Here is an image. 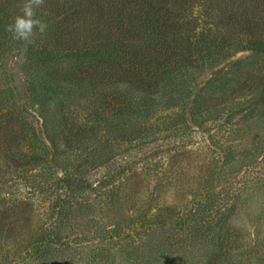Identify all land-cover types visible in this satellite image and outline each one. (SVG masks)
<instances>
[{"label": "trees", "instance_id": "trees-1", "mask_svg": "<svg viewBox=\"0 0 264 264\" xmlns=\"http://www.w3.org/2000/svg\"><path fill=\"white\" fill-rule=\"evenodd\" d=\"M22 2L0 0V253L13 246L20 256L9 264H57L53 249L68 246L73 229L63 223L89 211L81 192L129 217L104 233L120 235L118 248L104 242L83 264H169V206L138 219L124 207L164 196L174 160L194 146L205 151L200 186L180 216L199 247L195 264H244L228 216L194 219L216 172L264 171L256 144L249 162L236 159L264 122V0H45L37 16L47 29L31 42L6 30ZM108 125L134 137L137 160L108 148ZM34 201L45 208L31 226L17 213Z\"/></svg>", "mask_w": 264, "mask_h": 264}, {"label": "rangeland", "instance_id": "rangeland-1", "mask_svg": "<svg viewBox=\"0 0 264 264\" xmlns=\"http://www.w3.org/2000/svg\"><path fill=\"white\" fill-rule=\"evenodd\" d=\"M241 56L242 55H239L236 58H240ZM112 127V125L105 127L106 136L104 140L108 143V148L112 146L113 148L123 149L125 147L124 150L126 153H123V155L128 154L134 161L137 160L140 157L137 147L135 148L129 145L133 144L134 137H128L126 133L122 131L116 132ZM254 133L255 136L252 140H243L239 145L238 148L240 152H242L241 156L236 157L239 150H233L234 152L230 156L233 160L236 157L238 160L241 159L238 162H244L245 164L251 160V156L245 152L246 148H249L252 144H256L260 147V151L264 148V122L256 124ZM204 155V150H200L199 147L196 149V146H194L190 153L183 155L182 158L178 157L174 160L172 168V177L174 180L171 185H168L167 193L164 196L151 193L148 194L147 199L135 202L133 208L124 207L125 210H133L132 212L135 213L133 218L135 217V219H138L144 213H153L157 208L169 206L167 210H169V214L171 213V218L168 219V224L171 225V227L168 234L170 235L169 237L172 238V251L169 254V264H195V261L198 260L196 252L193 251L199 248L196 247L198 244H195L191 239L189 240L190 235L183 229L180 213L188 212L195 199L194 196L192 197L187 191L189 192V190H194L200 186L199 174H197L199 169L196 172L195 168L197 167H195V164L201 160ZM186 164H188V166ZM177 170L181 172L180 177L177 175ZM235 171L236 172L232 175H229V171H224V174L219 176L215 175L218 174L217 172L214 174L212 180L214 184H209L207 188H205L206 190L202 192L205 196H209L207 205L202 209L203 213L196 216L194 221L205 222V220H209L220 222L228 216L231 226H236L240 229L238 233V242L239 245L242 246V249H239L237 261L242 260L244 264H264V181L260 179L257 180V177L261 178L264 175V171L263 168L256 170L254 175L250 176L244 173L243 169L239 171L238 175L237 168ZM256 172H258V174ZM58 174L57 170H54V172L48 176H50V179L53 181ZM147 179L148 177L146 176V180ZM120 183L119 181V184L115 183V185L120 186ZM202 187H200L201 190ZM180 193L183 194L180 195ZM100 195L101 194L98 193L93 196L92 194L85 195L83 192L78 193V197L83 199L89 197V206H85L89 211L86 212L83 218L76 213H72L70 221L63 223L66 229L69 228L70 224L72 225L70 227L73 229L67 232V237L69 238L68 246L65 245L53 249L58 256L57 258L60 260L56 262L57 264H83L86 256L88 257L89 251L94 247L104 246V242L105 244H111L115 249L118 248V237L120 235H117V233L113 234V236H115L114 239L109 241L104 233L109 231L108 234H110L115 226H125L126 222L129 221V217L127 214H123L121 210H114L111 213L105 211L104 196L101 195L103 201L100 202L98 198ZM232 207L237 208L236 214H234ZM43 208L45 207L39 206L38 201H34L31 203V212H29L27 207L26 210L21 213L19 212L20 214L17 213V216L18 218H25L27 216L33 217L31 225L33 226V224L37 223L39 220L38 212H41ZM9 220L12 221L14 219L11 218ZM68 222H70L69 225H67ZM191 222H193V220L186 219V226L191 224ZM77 224V227L74 226ZM9 240L10 239H8V241ZM26 243L28 244L30 241L28 240ZM180 244L183 246H180ZM12 247L13 246H11L10 249H5L4 252L7 250L9 251L8 255H4L3 252L0 253V264H9L19 259L20 256L12 251ZM233 260H231V262ZM234 262L235 261H233V263ZM229 263L230 262L227 264Z\"/></svg>", "mask_w": 264, "mask_h": 264}, {"label": "clouds", "instance_id": "clouds-1", "mask_svg": "<svg viewBox=\"0 0 264 264\" xmlns=\"http://www.w3.org/2000/svg\"><path fill=\"white\" fill-rule=\"evenodd\" d=\"M44 3L45 0H23L20 6L22 14L17 15L6 29L13 39L31 42L37 31L41 34L46 31L47 23L37 16V10Z\"/></svg>", "mask_w": 264, "mask_h": 264}]
</instances>
